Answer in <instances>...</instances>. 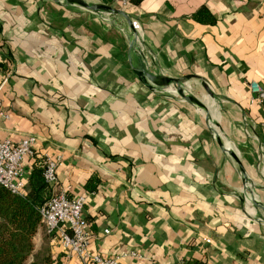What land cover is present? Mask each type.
I'll return each instance as SVG.
<instances>
[{"label": "crops", "instance_id": "0c3cea01", "mask_svg": "<svg viewBox=\"0 0 264 264\" xmlns=\"http://www.w3.org/2000/svg\"><path fill=\"white\" fill-rule=\"evenodd\" d=\"M201 6L213 23L192 17ZM121 9L132 51L126 27L112 23L123 24L119 15L0 0V140L31 135L35 158L57 160L56 188L84 196L87 254H125L120 264H264V101L248 89L264 86V0ZM128 55L134 66L191 77L204 94L203 81L206 111L159 81L168 90L146 80L148 88ZM246 179L258 202L237 198ZM49 246L53 262L82 264L57 241Z\"/></svg>", "mask_w": 264, "mask_h": 264}, {"label": "built area", "instance_id": "2783aa9c", "mask_svg": "<svg viewBox=\"0 0 264 264\" xmlns=\"http://www.w3.org/2000/svg\"><path fill=\"white\" fill-rule=\"evenodd\" d=\"M116 7L123 8L128 0H113ZM249 91L256 99L264 101V86L248 82ZM0 115H2L0 111ZM4 118L6 114L2 115ZM32 136H22L16 141L9 138L0 140V185L12 193L23 192L25 180L30 167L24 160H32L35 153L30 147ZM57 160L43 157L41 175L49 187L47 198L39 205V224L44 232L57 237L59 245L66 254L76 257L82 264H120L119 258L125 254H87L86 246L91 238L87 224L82 215L84 196L77 194L67 196L62 188H56ZM249 186V183H245ZM127 255L135 256V252Z\"/></svg>", "mask_w": 264, "mask_h": 264}, {"label": "trees", "instance_id": "16d2710c", "mask_svg": "<svg viewBox=\"0 0 264 264\" xmlns=\"http://www.w3.org/2000/svg\"><path fill=\"white\" fill-rule=\"evenodd\" d=\"M139 1L128 0V4ZM192 17L197 21L214 22L213 15L204 6L199 7ZM42 159L31 160L22 193H12L0 185V264H60V261H52L50 253L49 241H57L56 236L41 231L40 243L35 249L32 240L40 226L38 207L49 193L41 175ZM186 264L203 262L190 259Z\"/></svg>", "mask_w": 264, "mask_h": 264}, {"label": "water", "instance_id": "95a60500", "mask_svg": "<svg viewBox=\"0 0 264 264\" xmlns=\"http://www.w3.org/2000/svg\"><path fill=\"white\" fill-rule=\"evenodd\" d=\"M60 2L68 5V6H74L81 9L90 10L93 12H111L113 14L119 15L122 19V25L126 27L127 34H128V49L130 51L133 50V34L130 29L127 28V20L128 17L126 13L119 7L112 6L108 3H110L112 0H106L108 3H101L99 1H92V0H59ZM128 63L131 66L133 74L139 79L140 82H142L144 85H146L148 88H151L150 84L147 83L146 80H153L159 81L163 85H165L168 88L173 89L176 93L181 94L182 96H186L189 100H196L199 103L198 110L199 113H204L207 109L205 104V98L204 95H207L208 97H212L211 92L208 88V86L200 80V85L202 86L204 90V94L198 90L195 89V87L188 82L186 79L190 78L189 76H173L168 75L164 72L158 71L150 66H134L131 64V57L130 55L127 56ZM207 132L209 133L210 137L212 139H215V141L219 142L220 138H224L222 134H220L218 131L212 129L211 127L206 128ZM236 166L240 168V171H242V168L240 167V160L236 158L235 160ZM247 183H251L249 179H246ZM247 185L245 182L240 183L237 186V189L240 192V195H237V198H241L242 201L247 200V198L254 200L258 202V200L255 198V196L250 192V190L247 189ZM264 216L261 215V218Z\"/></svg>", "mask_w": 264, "mask_h": 264}, {"label": "bare ground", "instance_id": "6f19581e", "mask_svg": "<svg viewBox=\"0 0 264 264\" xmlns=\"http://www.w3.org/2000/svg\"><path fill=\"white\" fill-rule=\"evenodd\" d=\"M103 14H105V16H108L109 18L114 15L113 13H108V12L107 13H103ZM112 23L118 25L120 28H123V25L122 24H118L116 22H112ZM150 83H151V85L154 88H157L159 90H168V89H166V87L162 86L158 81H155L154 82L153 80H151ZM220 144L223 146V148L225 149V151H227L228 153H230L231 155H233V153L231 152V150L229 148L227 149V148L224 147L223 141H220Z\"/></svg>", "mask_w": 264, "mask_h": 264}, {"label": "rangeland", "instance_id": "374dc122", "mask_svg": "<svg viewBox=\"0 0 264 264\" xmlns=\"http://www.w3.org/2000/svg\"><path fill=\"white\" fill-rule=\"evenodd\" d=\"M190 79V80H189ZM188 82H190V83H192V79H191V77L190 78H187L186 79ZM197 83V82H196ZM196 85H198V84H196ZM199 86V85H198ZM245 183H247L246 181H244ZM39 233H40V235H39V239L37 238V236L34 234V236H33V238H32V240H33V244H34V249L35 248H37L38 247V245H39V243H40V238H41V233L43 232V229L41 228V227H39ZM42 231V232H41Z\"/></svg>", "mask_w": 264, "mask_h": 264}]
</instances>
